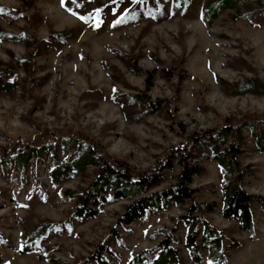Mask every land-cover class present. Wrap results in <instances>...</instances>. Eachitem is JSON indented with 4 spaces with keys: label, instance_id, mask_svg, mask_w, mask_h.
<instances>
[{
    "label": "rangeland",
    "instance_id": "374dc122",
    "mask_svg": "<svg viewBox=\"0 0 264 264\" xmlns=\"http://www.w3.org/2000/svg\"><path fill=\"white\" fill-rule=\"evenodd\" d=\"M212 1L0 0V33L20 37L0 36V264H129L156 258L166 239L181 264H264V0L210 21ZM87 155L94 164L53 183V169ZM183 159L202 168L193 198L161 197L122 222L139 198L178 183ZM118 161L158 182L122 199L108 186L89 203L94 217L78 214ZM234 183L256 196L250 229L225 215ZM204 220L221 246L204 241Z\"/></svg>",
    "mask_w": 264,
    "mask_h": 264
},
{
    "label": "trees",
    "instance_id": "16d2710c",
    "mask_svg": "<svg viewBox=\"0 0 264 264\" xmlns=\"http://www.w3.org/2000/svg\"><path fill=\"white\" fill-rule=\"evenodd\" d=\"M240 0H217L209 3L207 7L208 15L210 21L216 20L220 14L228 9L232 8ZM6 39L19 40L20 37L16 35H7L6 33H0ZM7 89L11 90V84H7ZM228 138H225L223 142H227ZM219 152V147L216 149ZM236 151V145L231 143L227 146V153H234ZM27 152V151H26ZM28 152H32L29 149ZM25 154V152H24ZM224 156V153H222ZM23 157V156H22ZM22 161V160H21ZM182 170L179 175L178 183L172 187L170 190L161 193L151 194L139 198L136 202L129 205L126 212L121 217V221L125 223L134 222L138 217L142 216L149 207L159 206L161 197L165 198L170 196L176 203H184L190 201L194 196V190L189 187L188 182H190L192 174H198L201 172V167L194 164H189L185 159L181 161ZM94 164L92 158L87 156H82L81 158L75 159L72 162L64 164L57 167L51 171V178L56 186H60L63 182L64 177L74 175L78 171H84L87 166ZM118 161L117 163H107L105 164L97 178V181L85 192L80 199V207L78 214L87 215L94 217L96 215V210L89 203H98L99 201H106V188L112 186L114 188V198L122 199L131 196H136L139 192H147L158 182L157 173L150 175H136L131 168L125 167ZM226 197V208L225 215L228 218L234 219L242 223L246 229H250L253 224V211L252 205L256 200V196L250 194L246 190L242 189L238 184L225 188ZM96 198L95 201H92ZM264 199V197L262 198ZM166 203V202H164ZM207 211H210L208 206ZM189 235L187 239V246L193 253L194 257L197 258V231L194 221H191ZM48 230V225L44 224L39 227L29 239H33L39 242L46 234ZM175 240L177 237H174ZM203 239L207 243L214 242L217 246H221V241L219 240V233L214 226H211L207 220H204L203 228ZM164 248L162 251L158 252V256L154 259L151 258L149 251H142L135 255L129 264H181L180 253L178 249L172 245L170 239L163 240L161 243ZM215 258H226L222 253H218ZM197 260H201L200 257Z\"/></svg>",
    "mask_w": 264,
    "mask_h": 264
},
{
    "label": "snow or ice",
    "instance_id": "6c2138e0",
    "mask_svg": "<svg viewBox=\"0 0 264 264\" xmlns=\"http://www.w3.org/2000/svg\"><path fill=\"white\" fill-rule=\"evenodd\" d=\"M75 2V0H73V3ZM0 11H2V9H0ZM73 14H75V13H73ZM82 20H85V22H87V20H86V18L85 17H80ZM119 21H117V23H118Z\"/></svg>",
    "mask_w": 264,
    "mask_h": 264
}]
</instances>
